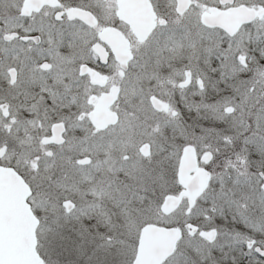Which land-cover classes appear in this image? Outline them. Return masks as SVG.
Returning a JSON list of instances; mask_svg holds the SVG:
<instances>
[{"label":"snow or ice","instance_id":"obj_1","mask_svg":"<svg viewBox=\"0 0 264 264\" xmlns=\"http://www.w3.org/2000/svg\"><path fill=\"white\" fill-rule=\"evenodd\" d=\"M0 264H264V0H0Z\"/></svg>","mask_w":264,"mask_h":264}]
</instances>
